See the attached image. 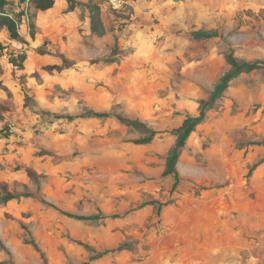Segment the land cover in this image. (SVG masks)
<instances>
[{"label": "rangeland", "instance_id": "1", "mask_svg": "<svg viewBox=\"0 0 264 264\" xmlns=\"http://www.w3.org/2000/svg\"><path fill=\"white\" fill-rule=\"evenodd\" d=\"M73 1L9 5L18 36L0 28V185L41 188L0 203V262L80 264L94 255L80 240L97 251L127 244L90 264H264V68L233 80L190 135L177 187L163 175L169 131L198 113L226 55L264 61V0ZM199 29L217 36L192 40ZM85 108L162 133L137 145L138 132L82 118ZM41 197L107 218L78 220Z\"/></svg>", "mask_w": 264, "mask_h": 264}, {"label": "trees", "instance_id": "2", "mask_svg": "<svg viewBox=\"0 0 264 264\" xmlns=\"http://www.w3.org/2000/svg\"><path fill=\"white\" fill-rule=\"evenodd\" d=\"M27 1H30L34 8L36 10L40 11H47L52 9L55 4L56 0H0V28L6 27L13 36H18L17 32V21L11 17L9 12L6 11V7L15 3H25ZM70 8H74V1L68 0ZM91 31L98 35H103L105 33V26L103 23L102 18L99 14L91 15ZM217 36V33L214 31L209 30H195L190 33V38L195 41H208L211 38H214ZM0 48L2 46L0 45ZM226 62L229 65V68L226 72H224L223 75L219 78V80L215 83L213 90L211 91V94L209 98L201 100L198 113L197 114H190L188 113L181 123L180 126L173 128L169 131L170 134L175 136V142L173 146L170 148V150L167 153L166 160H165V168L163 171L164 176H173L174 178V184L173 187L176 188L177 185L180 182V176L177 170V165L180 159V156L183 152V150L186 147L187 141L190 137V135L196 130V128L202 124L206 117L207 113L215 107L217 102L223 98L225 92L228 90L230 85L232 84V81L235 80L237 77H239L243 73H250L254 70L262 69L264 68V61H245L242 59H238L234 56L233 53H228L225 57ZM63 67L60 68H68V61L64 60ZM25 83V82H24ZM82 118H111L115 117L119 123L125 127L128 128L129 132H138L140 136L138 138H135L132 140L134 144L137 145H147L152 143L155 138L161 134L162 132L155 130L151 127H149L144 121H141L139 119H132L129 117H126L119 113H110V112H99L91 108H85L84 112L79 115ZM68 118H74V116H68ZM41 194V188L39 187L37 189V192H17L14 190L9 189L8 185L6 183H3L0 185V203H7L13 199H19L22 197H33L37 198ZM41 200L48 204L53 209L59 210L63 214L83 221H100L104 218H107L105 215L102 214V212H98L97 214L92 215H78L67 211H61L54 203H50L43 197H41ZM161 205H159L160 210ZM117 217V215H112L111 218ZM36 251H38L43 258L44 262H47V258L45 256V253L42 251L38 243L34 239H28L27 241ZM78 244L82 245L84 248H86L88 251L93 252L94 255L91 257L89 261L82 262L80 264H90L92 260H96L99 258L104 257L105 255L115 252L118 250H122L126 248L127 244H121L117 248L112 249L110 251H97L95 248L90 246L87 243H84L80 240L76 241ZM0 264H6V262L1 261Z\"/></svg>", "mask_w": 264, "mask_h": 264}, {"label": "built area", "instance_id": "3", "mask_svg": "<svg viewBox=\"0 0 264 264\" xmlns=\"http://www.w3.org/2000/svg\"><path fill=\"white\" fill-rule=\"evenodd\" d=\"M110 2L113 4L115 8H119L122 5L121 0H110Z\"/></svg>", "mask_w": 264, "mask_h": 264}, {"label": "crops", "instance_id": "4", "mask_svg": "<svg viewBox=\"0 0 264 264\" xmlns=\"http://www.w3.org/2000/svg\"><path fill=\"white\" fill-rule=\"evenodd\" d=\"M57 1V0H56ZM56 5V4H55ZM51 10V9H50ZM48 11V10H47Z\"/></svg>", "mask_w": 264, "mask_h": 264}]
</instances>
